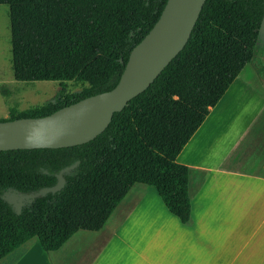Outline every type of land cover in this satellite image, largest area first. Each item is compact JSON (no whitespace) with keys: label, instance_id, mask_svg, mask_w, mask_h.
<instances>
[{"label":"flooded vegetation","instance_id":"flooded-vegetation-1","mask_svg":"<svg viewBox=\"0 0 264 264\" xmlns=\"http://www.w3.org/2000/svg\"><path fill=\"white\" fill-rule=\"evenodd\" d=\"M0 6L10 12L16 78L114 90L116 103L99 134L107 135L105 154L62 208L14 221L0 203V264H35L29 249L35 231L59 246L74 231L99 228L133 186L141 197L156 189L157 204L187 218L199 165L205 178L207 172L192 130L206 112H231L225 92L250 41L229 6L214 0L201 7L195 0H0Z\"/></svg>","mask_w":264,"mask_h":264},{"label":"water","instance_id":"water-1","mask_svg":"<svg viewBox=\"0 0 264 264\" xmlns=\"http://www.w3.org/2000/svg\"><path fill=\"white\" fill-rule=\"evenodd\" d=\"M204 1L195 0L200 7ZM214 1L229 6L250 40L225 96L249 134L264 172V0ZM70 82L16 78L10 12L2 8L0 203L14 221L39 219L62 208L78 185L94 174L106 152L107 135L99 134L114 112V90L93 92V88L74 87ZM198 170L188 219L201 202L206 180L201 165ZM140 194L133 186L99 228L74 231L62 245L56 246L35 231L30 256L35 257V264H108L110 253L139 208L161 202L154 188L143 197Z\"/></svg>","mask_w":264,"mask_h":264},{"label":"crops","instance_id":"crops-1","mask_svg":"<svg viewBox=\"0 0 264 264\" xmlns=\"http://www.w3.org/2000/svg\"><path fill=\"white\" fill-rule=\"evenodd\" d=\"M245 136L232 109L226 116L214 110L205 117L191 141L207 170L192 218L174 216L154 202L142 205L108 264H264V174L242 171V160L224 165L237 138L242 143Z\"/></svg>","mask_w":264,"mask_h":264},{"label":"rangeland","instance_id":"rangeland-1","mask_svg":"<svg viewBox=\"0 0 264 264\" xmlns=\"http://www.w3.org/2000/svg\"><path fill=\"white\" fill-rule=\"evenodd\" d=\"M6 6H0V10L2 8H5ZM234 108V107H233ZM234 111V113L236 114L235 110L232 109V112ZM216 118V114L212 115L209 117V119L205 120L204 124L202 125L203 128V132H205V130L209 127L208 125H211V121H213V119ZM207 122V123H206ZM227 124L230 125V120L228 119ZM246 142L245 139L244 141H242V143L240 142V139L237 138V140L235 141V147H234V155L232 158L229 157V159L227 160L226 164L224 165H228L230 163H233L234 165L238 162V160H242L241 161V170L245 171V172H254V173H262L264 174V172H262V170L259 168V165L257 163V159H256V155H255V149L254 146L251 144V140L249 137V134H246ZM228 143V140H226V145ZM245 143V144H244ZM264 176V175H263Z\"/></svg>","mask_w":264,"mask_h":264},{"label":"trees","instance_id":"trees-1","mask_svg":"<svg viewBox=\"0 0 264 264\" xmlns=\"http://www.w3.org/2000/svg\"><path fill=\"white\" fill-rule=\"evenodd\" d=\"M206 115H207V112L200 116V118L197 120V122L194 125V128L192 130L193 132L196 131L197 128L202 124V122L204 121ZM183 219H185V218H183Z\"/></svg>","mask_w":264,"mask_h":264}]
</instances>
